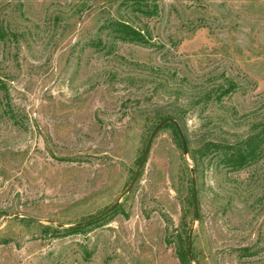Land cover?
<instances>
[{
	"label": "rangeland",
	"instance_id": "1",
	"mask_svg": "<svg viewBox=\"0 0 264 264\" xmlns=\"http://www.w3.org/2000/svg\"><path fill=\"white\" fill-rule=\"evenodd\" d=\"M146 2L156 14L131 0H0L11 35L0 41V264H182L179 240L189 249L190 235L192 264H264V159L221 177V189L207 170L196 220L193 164L161 130L121 198L155 129L148 119L183 76L238 85L209 119L187 112L192 146L233 141L264 120V0ZM108 19L148 31L150 46L103 48ZM141 64L163 68L161 78ZM75 227L85 229L64 231Z\"/></svg>",
	"mask_w": 264,
	"mask_h": 264
},
{
	"label": "trees",
	"instance_id": "2",
	"mask_svg": "<svg viewBox=\"0 0 264 264\" xmlns=\"http://www.w3.org/2000/svg\"><path fill=\"white\" fill-rule=\"evenodd\" d=\"M131 1L133 11H137L148 17L157 12V5H152V9H150L146 0ZM104 32L110 40H107L106 45H103L102 40L98 41V44L103 45V48L108 47V44L114 46L117 42L138 45L141 47L150 46V33L146 31L147 34H145L146 32L138 29L127 20H106L101 27V33ZM10 36V33L7 32L6 28L0 22V41H6ZM138 66L139 68L149 70L150 72L148 75L155 78V80L158 81L161 78L159 75L163 72V68L153 66L148 67L147 65L142 64ZM222 79L223 81L220 84L214 83L213 79H208L205 83L202 82L200 84H195L188 79V76H183L173 88L175 91L174 98L168 104L169 106H158V108L155 109L156 111L153 116L148 119L152 128H155L163 120L170 118L177 121L182 129L187 142L188 155L193 164L195 176L194 179L192 174L190 172L188 173L190 192L188 202L190 206H192V202L194 201L193 193L195 184L199 207L202 192L201 183L207 170H210L214 174L215 182L217 181V184L219 185L220 181L218 180H220L221 177L224 176L230 181L229 176L231 174L244 172L264 159V120L258 121L259 123L251 122L247 131H244L240 136H234L233 141H223L209 137L197 143L196 146H192L186 131H184L182 125L184 118L190 109H197L199 111L198 118L205 121L210 118L209 115H206L209 108L217 106L223 108L225 99H230V97L236 93L238 89L237 83L234 80L225 77ZM232 110H234L232 119L233 121H236L238 112L236 109L232 108ZM162 130H170L180 148L183 149L179 132L172 123L165 125ZM116 210L117 209L113 212ZM23 220L27 223H36L29 218H24ZM46 229L54 232L62 231L53 225H49ZM83 229H85V227L69 228L64 231L70 234H75L83 231ZM179 241L180 249L178 256L181 263L192 264V261L196 262L197 258L194 253L192 254V261H190L188 257V236H186L185 239L181 237Z\"/></svg>",
	"mask_w": 264,
	"mask_h": 264
},
{
	"label": "water",
	"instance_id": "3",
	"mask_svg": "<svg viewBox=\"0 0 264 264\" xmlns=\"http://www.w3.org/2000/svg\"><path fill=\"white\" fill-rule=\"evenodd\" d=\"M168 123H172L173 126L179 132V135H180V138H181V142H182V147H183V154H184L185 157H188V153L189 152H188L187 142H186V139H185V137L183 135V132H182V129H181L179 123L177 121L173 120V119H170V118H167V119L163 120L153 130V132H152V134H151V136L149 138V141L147 143L146 149L144 151L142 160H141V162H140V164L138 166V169L136 170L135 176H134L133 180L131 181L129 187L121 195V198L122 197H125L126 195H128L132 191V189H133L136 181L138 180V177H139V175H140V173H141L144 165L147 162L148 155L150 153V149H151V146H152V143H153L154 139L161 132V130L165 127V125H167ZM191 174H192L193 178L195 179L193 168L191 169ZM193 196H194V210H195L196 220H199V207H198L197 192H196L195 184H194V193H193ZM121 198L118 200V202L115 205H113L105 213H103L102 215H100L99 217H97V218H95V219H93L91 221H88V222L79 224V226L86 225V224H89V223H92V222H95V221H98V220L103 219L104 217H106L107 215H109L111 212H113L120 205ZM27 218L32 219L34 221H39V219L34 218V217H27ZM191 250H192V239H191V235H190V238H189V249H188V257H189L190 261H192Z\"/></svg>",
	"mask_w": 264,
	"mask_h": 264
}]
</instances>
